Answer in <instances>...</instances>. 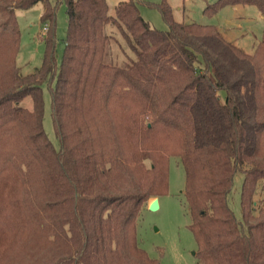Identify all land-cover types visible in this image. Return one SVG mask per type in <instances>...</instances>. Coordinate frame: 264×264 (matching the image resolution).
<instances>
[{"label":"trees","instance_id":"trees-1","mask_svg":"<svg viewBox=\"0 0 264 264\" xmlns=\"http://www.w3.org/2000/svg\"><path fill=\"white\" fill-rule=\"evenodd\" d=\"M60 62L49 0H0V264H159L141 247L137 218L167 192L168 162L184 170L196 264H264V29L252 52L214 24L152 27L134 0H60ZM42 3L41 62L16 63V11ZM166 4V5H165ZM264 0H215L225 5ZM127 49L111 56L107 26ZM48 84L58 146L43 127ZM29 96L31 107L22 104ZM242 173L238 218L229 204Z\"/></svg>","mask_w":264,"mask_h":264},{"label":"rangeland","instance_id":"rangeland-1","mask_svg":"<svg viewBox=\"0 0 264 264\" xmlns=\"http://www.w3.org/2000/svg\"><path fill=\"white\" fill-rule=\"evenodd\" d=\"M56 5L54 35L56 41V60L64 47V37L67 29L65 4L60 0H49ZM108 14L114 15L115 5L122 0H106ZM142 17L152 27L166 29L161 9L158 5L165 1L171 10L174 20L197 22L216 25L223 35L239 46L245 52H252L264 29V14L255 5L237 4L225 5L213 15L203 13V8L215 0H134ZM165 4V5H166ZM42 3L37 2L26 10H17L16 18L20 29V48L16 63L23 73L38 67L44 50L42 35L45 33L44 23L40 21ZM110 38L111 56L116 61L124 58L119 44L126 50L127 46L114 25L107 26ZM130 53V51L128 50ZM44 100L43 127L55 147L58 146L54 135L51 116V97L48 84L42 85ZM22 104L31 107V99L26 96ZM242 183V173L236 172L232 189L229 193V204L238 218L241 217L239 200ZM184 170L178 157L170 156L168 162L167 192L157 197L158 207L151 210L148 207L149 197L137 218V237L139 244L149 256L158 259L159 264H196V242L188 227L189 216L183 197ZM264 193V179L260 181L256 200Z\"/></svg>","mask_w":264,"mask_h":264},{"label":"water","instance_id":"water-1","mask_svg":"<svg viewBox=\"0 0 264 264\" xmlns=\"http://www.w3.org/2000/svg\"><path fill=\"white\" fill-rule=\"evenodd\" d=\"M148 207H149V209H151V210H155V209H157V207H158V199H157V197H153V198H151V199L149 200V202H148Z\"/></svg>","mask_w":264,"mask_h":264},{"label":"built area","instance_id":"built-area-1","mask_svg":"<svg viewBox=\"0 0 264 264\" xmlns=\"http://www.w3.org/2000/svg\"><path fill=\"white\" fill-rule=\"evenodd\" d=\"M46 28H47V26H46V25H44V30H46Z\"/></svg>","mask_w":264,"mask_h":264}]
</instances>
